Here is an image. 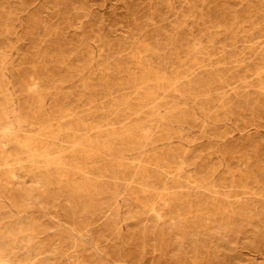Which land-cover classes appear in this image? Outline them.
<instances>
[{"label": "rangeland", "instance_id": "rangeland-1", "mask_svg": "<svg viewBox=\"0 0 264 264\" xmlns=\"http://www.w3.org/2000/svg\"><path fill=\"white\" fill-rule=\"evenodd\" d=\"M0 157V264H264V0H0Z\"/></svg>", "mask_w": 264, "mask_h": 264}, {"label": "bare ground", "instance_id": "bare-ground-1", "mask_svg": "<svg viewBox=\"0 0 264 264\" xmlns=\"http://www.w3.org/2000/svg\"><path fill=\"white\" fill-rule=\"evenodd\" d=\"M8 141V140H7ZM76 142V141H75ZM2 147V146H1ZM75 148V147H74ZM3 157V156H2ZM20 157V156H19ZM1 158V157H0ZM10 158V157H9ZM59 158V157H58ZM25 161V160H24ZM17 162V161H16ZM26 162V161H25ZM29 162V161H28ZM59 162V161H58ZM61 164V163H60ZM6 167V166H5ZM15 167V166H14ZM16 168V167H15ZM14 168V169H15ZM26 168V167H25ZM13 170V169H12ZM7 171H9V170H7ZM48 172V171H47ZM4 262V261H3ZM6 263V262H5Z\"/></svg>", "mask_w": 264, "mask_h": 264}]
</instances>
